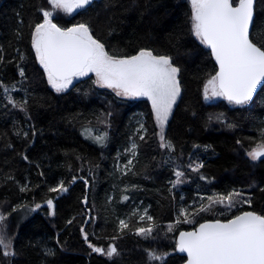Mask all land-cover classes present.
I'll use <instances>...</instances> for the list:
<instances>
[{
    "label": "trees",
    "instance_id": "16d2710c",
    "mask_svg": "<svg viewBox=\"0 0 264 264\" xmlns=\"http://www.w3.org/2000/svg\"><path fill=\"white\" fill-rule=\"evenodd\" d=\"M42 7H47V0H0V56L4 58L0 81L17 102L27 100L26 111L14 108L0 88V213L7 217L3 227L13 237L15 251V256L6 258L0 250V264H180L184 257L174 250L180 230L238 214L236 209L217 205L185 224L179 215L182 207L198 206L202 197L214 193L238 190L252 204L237 208L264 213V159L252 161L247 155L262 142L264 86L244 106L229 104L222 97L204 98V84L216 66L191 33L188 2L94 0L72 15L58 14L56 20L66 27L90 25L112 54L131 55L148 48L172 58L181 69V95L165 126L172 152L159 146L156 133L160 130L147 99L118 98L110 89L95 85L93 75L74 80L62 93L48 85L31 48V30L42 18ZM252 32L254 42L264 43V0L255 2ZM18 66L24 68L25 78ZM141 123L147 130L144 140L137 134ZM85 127L93 128L94 135L107 132L105 144L82 134ZM131 141L138 145L137 155L132 171L125 174L118 166L127 162ZM200 162L204 167L199 173L188 167ZM175 170L185 175L173 187ZM201 174L207 179L201 180ZM60 181L67 192L48 190ZM24 184L30 190L22 193L19 187ZM85 196L87 203L82 202ZM48 199L53 200L54 215H49ZM35 204L41 207L36 209ZM144 209L155 223L149 240L135 235L136 227L148 226L147 220L139 219ZM122 218L130 227L118 234ZM81 227L89 242L105 249L114 244L119 254L109 259L92 252ZM117 235L120 238L113 241L111 237ZM45 248L55 255H45ZM146 248L167 253L166 260L149 262Z\"/></svg>",
    "mask_w": 264,
    "mask_h": 264
},
{
    "label": "snow or ice",
    "instance_id": "6c2138e0",
    "mask_svg": "<svg viewBox=\"0 0 264 264\" xmlns=\"http://www.w3.org/2000/svg\"><path fill=\"white\" fill-rule=\"evenodd\" d=\"M255 2L256 0H189L191 33L200 44L210 49L216 65L214 75H210L204 84L205 99L222 97L229 104L245 105L252 100L257 86H264V43L254 42L252 32L255 27ZM92 3L93 0H47V7L39 9L42 18L31 30V48L36 61L43 69L48 85L56 93H62L74 80L92 73L96 78L93 81L95 85L111 89L118 98H147L151 104L152 118L160 130L156 133L160 148L174 151L173 143L167 139L165 126L177 98L181 95V83L178 78L181 69L174 65L170 56L157 55L148 48H140L131 55L109 53L106 45L94 36L90 25L76 23L66 27L56 22L58 13L71 15L76 10L86 9ZM24 59V54L20 53V60ZM3 63L4 58L0 56V64ZM19 75L25 78L23 67H19ZM0 88H3L8 103L14 108L26 111L27 100L17 102L8 95L9 88L2 81ZM146 131L145 125L141 123L137 134ZM93 133L94 129L91 127L82 130V134L87 138L103 146L108 138L107 132L95 135ZM140 139L144 140L145 136L140 135ZM261 141L247 153L252 161L264 157V130L261 131ZM137 148L138 145L133 142L131 148L126 151L131 152L135 158ZM24 159H27V156ZM132 164L133 160L129 159L124 166L125 174L132 171ZM188 167L192 172L199 173L204 165L202 162L190 163ZM174 175L176 179L170 181L173 187L183 182L185 173L175 170ZM199 178L207 179L202 174ZM75 179L76 177H73L72 182H75ZM84 183L87 185L88 181L85 180ZM29 190L27 184L19 187L22 193ZM48 190L65 193L68 188L64 181H60ZM122 199L127 200L128 197L123 196ZM205 199L207 204L204 203ZM82 202L87 203V196ZM46 203L49 215H54L53 200L48 199ZM238 204L251 206L252 200L250 197L245 198L243 192L233 190L226 195L214 193L206 198L202 197L198 206L194 203L180 209L179 215L184 217L182 222L185 224L193 223L196 216L210 211L217 205L229 211L236 208L239 213L233 214L229 219L204 220L190 231H180L174 250L186 254L185 264H264V213L241 210L237 208ZM40 207V204H35L36 209ZM12 210L16 211V208ZM133 215L136 213L133 212ZM189 216L193 219H189ZM6 219L7 217L0 213V250L7 258L15 256V251L13 237L2 227ZM139 219L149 223L147 227H136L135 235L145 240L153 239L154 218L145 209ZM71 223L72 220H69L68 224ZM179 223L181 221L178 219L177 224ZM129 227L126 220L120 219L118 234H122ZM80 231L92 252L105 255L109 259L119 254L114 244H108L106 249L96 246L88 241V234L83 227ZM168 231H172L171 226ZM118 238L119 235L111 237L113 241ZM44 251L45 255H55L51 248H45ZM145 253L149 262L163 261L168 255L147 248Z\"/></svg>",
    "mask_w": 264,
    "mask_h": 264
},
{
    "label": "rangeland",
    "instance_id": "374dc122",
    "mask_svg": "<svg viewBox=\"0 0 264 264\" xmlns=\"http://www.w3.org/2000/svg\"><path fill=\"white\" fill-rule=\"evenodd\" d=\"M184 1H186V2H188L189 3V0H184ZM77 11V10H76ZM75 11V12H76ZM74 13V12H73ZM72 13V14H73ZM58 14H60V15H65V16H69L68 14H65V13H58ZM71 14V15H72ZM89 75H93V77H94V80L96 79L95 78V75L94 74H92V73H89ZM107 89V88H106ZM111 90V89H110ZM112 91V90H111ZM140 98H144V99H147V98H145V97H139V98H126V99H140ZM217 97H212V98H210V99H212V100H215ZM150 103V102H149ZM151 105V104H150ZM138 127H140V124H138ZM159 129V128H158ZM144 133L143 132H141V135H143ZM135 143V141H131V145H132V143ZM131 145H130V147H129V149L131 148ZM257 145H255V146H253L252 148H255ZM252 148H251V150H252ZM136 152H137V149H136ZM129 159H132L133 160V163H134V161H135V158H133L132 157V155H131V152H129V155H128V158H127V161L129 160ZM127 164V162L125 163V164H123V165H120L119 164V166H118V169H121V170H123V171H125V168H124V166ZM133 165V164H132ZM132 165H131V167H132ZM123 168V169H122ZM239 206V204L237 205V207ZM234 209H236V208H233L232 210H234ZM144 211H145V209L143 210V211H141V213L140 214H143L144 213ZM140 216V215H139ZM122 219H124V220H126L125 218H122ZM9 222H6L5 224H8ZM5 226V225H4ZM2 227H3V225H2ZM6 227V226H5ZM175 240H176V238H175ZM107 248V247H106ZM158 253H160V254H163V251L162 252H158Z\"/></svg>",
    "mask_w": 264,
    "mask_h": 264
},
{
    "label": "water",
    "instance_id": "95a60500",
    "mask_svg": "<svg viewBox=\"0 0 264 264\" xmlns=\"http://www.w3.org/2000/svg\"><path fill=\"white\" fill-rule=\"evenodd\" d=\"M93 2H94V0H93ZM254 14H255V12H254ZM207 49V48H206ZM208 51H209V53H210V55H211V52H210V49H207ZM212 58V57H211ZM212 60H213V62H214V64H215V61H214V59L212 58ZM216 66V65H215ZM263 86L262 85H258L257 86V89L255 90V92L253 93V98H252V100L254 99V97L256 96V94L261 90V88H262ZM252 100H250L249 102H251ZM248 102V103H249ZM246 105V104H245ZM244 106V105H243ZM239 214V213H238ZM202 222H204V221H202ZM202 222H200V223H202ZM196 226H198V224L196 225ZM190 230H192V229H189V230H180V231H190ZM179 231V232H180ZM179 232L177 233V235H176V238L179 236ZM176 252V251H175ZM178 255H180V256H183L184 257V261L182 262V263H180V264H185V261H186V254L185 253H179V252H176Z\"/></svg>",
    "mask_w": 264,
    "mask_h": 264
},
{
    "label": "flooded vegetation",
    "instance_id": "af4514ba",
    "mask_svg": "<svg viewBox=\"0 0 264 264\" xmlns=\"http://www.w3.org/2000/svg\"><path fill=\"white\" fill-rule=\"evenodd\" d=\"M261 159H264V157H262ZM163 253H164V252H163ZM166 258H167V256L164 258V260H166ZM164 260H163V261H164ZM163 261H159V262H163Z\"/></svg>",
    "mask_w": 264,
    "mask_h": 264
}]
</instances>
